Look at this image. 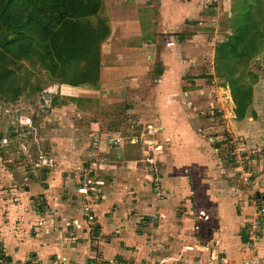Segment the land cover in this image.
<instances>
[{
    "label": "rangeland",
    "instance_id": "1",
    "mask_svg": "<svg viewBox=\"0 0 264 264\" xmlns=\"http://www.w3.org/2000/svg\"><path fill=\"white\" fill-rule=\"evenodd\" d=\"M141 2L103 0L109 34ZM188 2L195 16L181 15L190 21L175 31L161 17L158 44L146 49L153 60L133 72L118 65L130 51L112 55L124 32L108 35L100 79L112 81L97 89L18 72L20 85L38 90L0 99V256L10 264H258L264 34L237 66L241 87L251 88L242 119L214 52L234 33L244 2H260L251 17L264 31V0L154 3L169 10ZM235 107L243 111L241 101ZM255 224L259 239L249 240Z\"/></svg>",
    "mask_w": 264,
    "mask_h": 264
},
{
    "label": "trees",
    "instance_id": "2",
    "mask_svg": "<svg viewBox=\"0 0 264 264\" xmlns=\"http://www.w3.org/2000/svg\"><path fill=\"white\" fill-rule=\"evenodd\" d=\"M243 4L234 33L215 48L214 67L229 87L238 119L248 108L251 88L241 87L243 77L237 75V66L263 44L264 34L259 21L251 17V9L261 11L260 2ZM100 11L104 12L103 0H0V99H17L29 86L32 92L38 90L30 83L20 85L18 72L24 78L30 72L46 71L59 83L97 89L100 43L109 35L108 20ZM240 101L242 112L235 107Z\"/></svg>",
    "mask_w": 264,
    "mask_h": 264
},
{
    "label": "crops",
    "instance_id": "3",
    "mask_svg": "<svg viewBox=\"0 0 264 264\" xmlns=\"http://www.w3.org/2000/svg\"><path fill=\"white\" fill-rule=\"evenodd\" d=\"M130 1L133 0H129V2ZM135 1L138 0H134V2ZM141 1L142 2L139 6H137L136 8L133 7L132 9L127 11V15L124 14L123 18L119 19L120 21H118V24L112 23V25H110L109 38L111 39V41L114 40L116 35H120L116 33L118 27H120V29L122 30L121 32H124L122 39L124 45L120 47L116 44L113 47L114 50H112L115 51L114 52L115 54L113 53L112 55L117 56L116 51L117 53H119L120 49L130 51L129 55H121L122 57L121 62L120 60H118L117 57L116 58L113 57L110 60L111 63L120 62L118 65H120L123 68L125 67L129 68V69L126 68L124 72L125 71L133 72L134 70L139 69L143 65V63H145L144 58H146V60H148L149 62L153 60L154 58L153 55L146 49L148 48L152 49L153 46L155 47L158 44L159 35L157 34L158 33L157 29L159 27L158 20L162 21L161 17H163V20H165L167 24L171 26L170 28H172L174 31L177 29L182 30V25L184 24V22L190 21L189 19L186 20V18L182 16L189 15V12L191 11L190 17H194L195 15L193 13L197 11L194 5L193 7H191L190 2H188L185 6L179 5L178 3L172 4L171 7H169V10H165V8L161 7V4H156L154 2L157 1L165 2L166 0H152V1L141 0ZM161 9H163L164 12H159ZM195 19L196 18L194 19L192 18L191 21H194ZM200 24L201 23H199L198 25ZM162 38H165V36H163ZM211 54H213V52ZM164 63L166 62L164 61ZM112 71H114L115 74L117 73V70H112ZM193 80L196 81V79ZM111 81H112L111 78H108L106 80H103L102 78L100 79V83L98 87H101L104 84H107ZM243 236H241V238H243L244 240ZM257 260H258V264H260L261 262H262L261 264H264V255L258 257ZM250 263L253 264L254 262L250 261Z\"/></svg>",
    "mask_w": 264,
    "mask_h": 264
},
{
    "label": "built area",
    "instance_id": "4",
    "mask_svg": "<svg viewBox=\"0 0 264 264\" xmlns=\"http://www.w3.org/2000/svg\"><path fill=\"white\" fill-rule=\"evenodd\" d=\"M113 143H116V141L111 140V141L109 142L110 145L113 144ZM83 184H84V182H83ZM257 227H258L257 224H255V225L252 226V232H253V233H252L251 237L248 236V239H249V240H252V239H254V240H255V239H259V234H258ZM249 235H250V233H249ZM24 263H27V264H41L42 262H41V261L30 260V261H28V262H24ZM0 264H10V262H9L8 258H6L4 255H1V256H0Z\"/></svg>",
    "mask_w": 264,
    "mask_h": 264
}]
</instances>
